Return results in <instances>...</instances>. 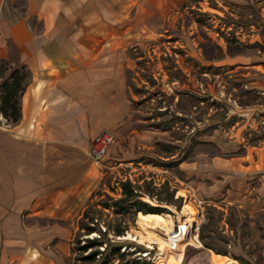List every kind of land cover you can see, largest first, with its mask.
I'll use <instances>...</instances> for the list:
<instances>
[{
	"label": "rangeland",
	"instance_id": "rangeland-1",
	"mask_svg": "<svg viewBox=\"0 0 264 264\" xmlns=\"http://www.w3.org/2000/svg\"><path fill=\"white\" fill-rule=\"evenodd\" d=\"M15 5L19 12L26 6L24 0ZM136 14L128 19L134 25ZM146 16L153 26L136 25L138 35L128 47L130 131L118 137L112 133L115 142L101 164L91 159L96 139L92 142L79 165L85 170L79 187L63 189L61 210H71L72 217L52 219L54 201L46 197L35 210L40 215L28 209L20 221L23 227L38 229L32 238L39 243L46 241L44 230L60 225L70 249L66 264H81L80 247L100 236L99 230L92 235L81 230L82 223L92 225L84 214L98 219L100 230L115 228L125 217L103 205L108 197L120 198L119 183L145 186L153 181L152 192L146 190L154 198L144 196V202L166 209L163 214L175 225L193 219L200 227V243L182 245L184 264H213L217 255L232 264H264V208L242 207L248 185L239 178L208 172L214 156L230 158L264 148V0H176V10L166 20L148 11L142 13ZM198 164L207 170L206 177L202 172L200 176ZM79 191L90 194L86 205L77 202ZM171 194L173 204L161 201ZM139 214L125 236L110 232L113 243L134 252L113 264L135 258L164 261L159 254L162 247L169 250L167 231L150 229L160 243L143 241L140 233L147 231L139 224Z\"/></svg>",
	"mask_w": 264,
	"mask_h": 264
},
{
	"label": "crops",
	"instance_id": "crops-1",
	"mask_svg": "<svg viewBox=\"0 0 264 264\" xmlns=\"http://www.w3.org/2000/svg\"><path fill=\"white\" fill-rule=\"evenodd\" d=\"M17 1L0 0V64L11 72L0 85L16 70L27 74L20 121L13 124L0 113V264H66L70 249L62 227L44 230L46 241L39 243L32 238L38 229L23 227L21 214L49 197L52 219L72 217L71 210H61L63 189L79 187L85 172L79 165L92 142L105 132L118 137L130 131L127 72L134 28L153 26L151 17L142 18L146 11L166 20L176 0H24L21 12ZM132 13L136 25L128 21ZM255 149L214 156L208 172L239 178L248 185L242 207L263 209L264 148ZM76 195L86 205L90 194Z\"/></svg>",
	"mask_w": 264,
	"mask_h": 264
},
{
	"label": "trees",
	"instance_id": "trees-1",
	"mask_svg": "<svg viewBox=\"0 0 264 264\" xmlns=\"http://www.w3.org/2000/svg\"><path fill=\"white\" fill-rule=\"evenodd\" d=\"M8 64L2 62L0 64V80L6 78L9 72ZM27 74L24 71H14L11 74L10 79L2 81L0 85V113L11 123L16 124L21 119V105L20 99L24 91V83L26 81ZM154 182L146 183L145 186L135 184L130 180L121 181L119 187L121 190L120 198L115 199L108 197V200L104 203V209L114 210L117 215H122L125 219L119 220V224L114 228L111 225L106 227L103 231L98 228L99 221L95 217H92L90 213H85L84 219L91 221L90 224H81V230L85 231L86 235H92L99 230V237L94 239H87L86 244L80 247V251L83 255L79 259L81 264H113L115 258L124 261L128 257H132L134 252L128 251L129 247L123 243H113L109 239V234L112 231L115 237H123L130 230V222L135 219L139 213L144 214H163L166 209L160 207H154L149 203L143 201L144 196L154 198L151 193L154 186ZM147 188V190H146ZM145 190V191H144ZM155 190V189H154ZM174 194L169 195L168 200H161L168 204H173ZM97 220V222H95ZM114 228V229H113ZM205 228V227H204ZM128 245H132L128 243ZM123 246L126 247L124 251ZM105 247V248H104ZM210 248V245H206ZM123 264H154L143 258H135L128 260Z\"/></svg>",
	"mask_w": 264,
	"mask_h": 264
},
{
	"label": "built area",
	"instance_id": "built-area-1",
	"mask_svg": "<svg viewBox=\"0 0 264 264\" xmlns=\"http://www.w3.org/2000/svg\"><path fill=\"white\" fill-rule=\"evenodd\" d=\"M114 142L115 136L110 132H105L96 138L90 151V156L95 164H101L104 161ZM200 204L202 205V202ZM199 231L200 227L195 222L184 221L183 223H177L167 236L166 248L171 251L179 250L188 240L193 243H200Z\"/></svg>",
	"mask_w": 264,
	"mask_h": 264
},
{
	"label": "bare ground",
	"instance_id": "bare-ground-1",
	"mask_svg": "<svg viewBox=\"0 0 264 264\" xmlns=\"http://www.w3.org/2000/svg\"><path fill=\"white\" fill-rule=\"evenodd\" d=\"M188 221L195 222L193 219H189ZM139 224L144 229V231H147V233L144 234L140 233L141 239L143 241L149 240L151 244L160 243L161 241L159 238H153L152 236L153 232L151 230L161 229L167 231V233L169 234L175 227V223L172 220V218L166 214L140 213ZM187 243H193V242L188 240L185 244ZM184 246H182L183 248L181 247L179 250L176 251L167 250L164 249V247H162V252L159 254V258L164 260L162 261V264H184V254H185ZM224 259L226 258L217 255L213 258V264H232L231 262H227L229 260H224Z\"/></svg>",
	"mask_w": 264,
	"mask_h": 264
},
{
	"label": "water",
	"instance_id": "water-1",
	"mask_svg": "<svg viewBox=\"0 0 264 264\" xmlns=\"http://www.w3.org/2000/svg\"><path fill=\"white\" fill-rule=\"evenodd\" d=\"M194 227H195V225H194Z\"/></svg>",
	"mask_w": 264,
	"mask_h": 264
}]
</instances>
